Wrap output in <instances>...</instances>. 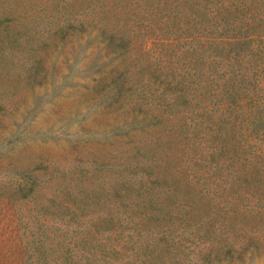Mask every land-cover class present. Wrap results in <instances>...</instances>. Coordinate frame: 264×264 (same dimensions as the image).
<instances>
[{"label": "rangeland", "instance_id": "374dc122", "mask_svg": "<svg viewBox=\"0 0 264 264\" xmlns=\"http://www.w3.org/2000/svg\"><path fill=\"white\" fill-rule=\"evenodd\" d=\"M229 1L0 0V264H264V133L184 125Z\"/></svg>", "mask_w": 264, "mask_h": 264}, {"label": "trees", "instance_id": "16d2710c", "mask_svg": "<svg viewBox=\"0 0 264 264\" xmlns=\"http://www.w3.org/2000/svg\"><path fill=\"white\" fill-rule=\"evenodd\" d=\"M213 8L221 13L219 24L212 26L216 33L227 36L228 45L225 51H215L216 56L208 59L213 70L216 67L210 78L216 97L211 103H198L184 116V125L196 128L199 140L211 152L220 150L233 133H242V129L255 135L264 133V0H230ZM191 45L198 55L192 54V58L208 57L198 38ZM170 118L168 112L166 122ZM151 119L156 122L161 118Z\"/></svg>", "mask_w": 264, "mask_h": 264}]
</instances>
